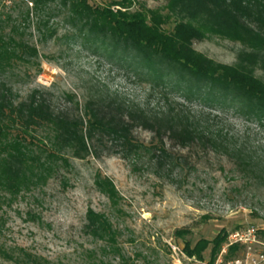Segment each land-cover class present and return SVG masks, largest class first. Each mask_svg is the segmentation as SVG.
<instances>
[{
	"label": "rangeland",
	"instance_id": "rangeland-1",
	"mask_svg": "<svg viewBox=\"0 0 264 264\" xmlns=\"http://www.w3.org/2000/svg\"><path fill=\"white\" fill-rule=\"evenodd\" d=\"M113 1L118 0L89 4L102 8ZM132 1L148 10L162 9L167 2ZM4 2L12 7L11 0ZM50 8L44 17L46 29L37 31L30 17L26 38L37 50L38 66L26 73L20 68L10 79L20 98L38 89L50 94L55 108H63L65 97L74 96L82 109L90 97L108 92L154 113L173 104L190 116H204L212 134L221 133L223 143L242 150L262 168L244 169L236 153L213 151L202 143L183 150L164 141L170 159L159 166L147 156L136 164L109 142H92L90 156L69 158L68 172L61 171L45 186L2 207L0 248L23 249L52 264H120L113 256H103L102 246L84 235L88 209L107 216L120 232L119 246L129 264H207L209 250L199 262L184 254V244L193 247L199 240L212 241L222 230L228 235L248 226L264 232V120L232 97L216 105H206L203 93L188 97L184 82L172 73H164L165 85L155 86L137 57L107 40L95 42L78 33L66 23L65 13L54 11L55 5ZM193 49L224 66L236 65L244 51L239 44L215 37L195 42ZM255 70V77L264 82V65ZM134 137L145 147L155 143L140 130ZM97 175L115 186L120 198L116 208L95 188ZM181 230L188 234L175 236ZM224 256L220 252L215 264L229 262ZM0 264L10 263L0 259Z\"/></svg>",
	"mask_w": 264,
	"mask_h": 264
},
{
	"label": "trees",
	"instance_id": "trees-1",
	"mask_svg": "<svg viewBox=\"0 0 264 264\" xmlns=\"http://www.w3.org/2000/svg\"><path fill=\"white\" fill-rule=\"evenodd\" d=\"M11 3L7 8L0 0V211L21 195L45 186L61 171L68 172L69 158L90 156L92 142H109L136 164L147 156L159 166L170 159L164 141L183 150L202 143L213 151L236 153L244 169L262 168L242 150L223 143L221 133L212 134L204 116H190L173 104L154 113L106 92L90 97L82 109L74 96H66L67 105L58 109L50 94L42 90L20 98L10 79L20 68L26 73L38 66L37 50L26 38V31L32 25V15L35 29H46L44 17L55 5L54 11L65 13L66 23L78 33L95 42L107 40L137 57L155 86L165 85L164 73H172L184 82L188 97L203 93L206 105L232 97L246 103L258 120H264V82L255 77V68L264 65V0H167L159 10H148L132 0L113 1L102 8L90 5L89 0ZM210 37L244 49L236 65L215 64L194 51L195 42ZM163 98L167 103V97ZM137 130L151 135L155 143L149 147L140 144L134 137ZM94 186L112 208L118 206L120 198L111 180L97 175ZM83 232L102 246L103 256L129 264L119 246L120 232L107 216L88 209ZM187 234L181 230L175 236ZM227 236L222 230L212 241L199 240L193 247L186 243L183 252L202 262L209 250L207 264H215ZM258 236L264 239V232ZM239 251V247H229L224 261L234 259ZM0 259L10 264H52L23 249L0 248Z\"/></svg>",
	"mask_w": 264,
	"mask_h": 264
},
{
	"label": "built area",
	"instance_id": "built-area-1",
	"mask_svg": "<svg viewBox=\"0 0 264 264\" xmlns=\"http://www.w3.org/2000/svg\"><path fill=\"white\" fill-rule=\"evenodd\" d=\"M258 232L257 228L248 226L229 233L222 255L226 254L229 247H239L242 254L225 264H264V241L260 240ZM218 264L221 262L218 261Z\"/></svg>",
	"mask_w": 264,
	"mask_h": 264
}]
</instances>
